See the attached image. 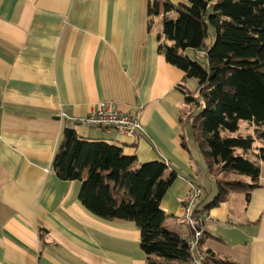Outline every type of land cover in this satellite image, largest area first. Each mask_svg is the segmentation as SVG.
Masks as SVG:
<instances>
[{
    "label": "crops",
    "instance_id": "obj_1",
    "mask_svg": "<svg viewBox=\"0 0 264 264\" xmlns=\"http://www.w3.org/2000/svg\"><path fill=\"white\" fill-rule=\"evenodd\" d=\"M152 1L0 0V264H149L136 222L95 215L79 199L82 182L54 169L67 128L121 145L138 166L162 160L166 175L175 170L161 206L164 227L184 239L192 234L184 201L201 186L199 207L210 214L204 247L264 264V162L259 186L226 187L215 203L225 181L251 178L201 152L184 93L192 86L159 51L162 41L172 44L163 21L175 11L154 17ZM101 102L139 115L138 135L80 122ZM257 128L244 121L230 135H252L256 151Z\"/></svg>",
    "mask_w": 264,
    "mask_h": 264
},
{
    "label": "trees",
    "instance_id": "obj_2",
    "mask_svg": "<svg viewBox=\"0 0 264 264\" xmlns=\"http://www.w3.org/2000/svg\"><path fill=\"white\" fill-rule=\"evenodd\" d=\"M161 8L166 14L174 10L176 16L164 18L163 33L172 44L162 41L159 51L186 79L197 80V88L184 87V93L201 152L223 170L251 178L250 183L225 181L215 203L226 187L250 191L259 186L264 162V0H154L149 14L158 15ZM211 26L216 37L208 43ZM242 121L258 126L262 146L256 151L252 135H230ZM53 166L62 179L82 182L79 199L89 211L108 220L136 222L149 264H193L186 239L164 227L161 203L177 178L175 170L166 175L164 161L138 166L136 156L126 155L121 145L67 128ZM204 249L206 264H240Z\"/></svg>",
    "mask_w": 264,
    "mask_h": 264
},
{
    "label": "built area",
    "instance_id": "obj_3",
    "mask_svg": "<svg viewBox=\"0 0 264 264\" xmlns=\"http://www.w3.org/2000/svg\"><path fill=\"white\" fill-rule=\"evenodd\" d=\"M85 125L100 126L102 128L116 127L121 133L136 137L137 131L142 129L139 115L130 112H121L108 102H101L93 108L90 114L80 119ZM202 189L194 185L189 191L183 207V216L192 234L186 239L193 264H206L207 255L201 245L204 230L210 221L208 209L200 208Z\"/></svg>",
    "mask_w": 264,
    "mask_h": 264
},
{
    "label": "rangeland",
    "instance_id": "obj_4",
    "mask_svg": "<svg viewBox=\"0 0 264 264\" xmlns=\"http://www.w3.org/2000/svg\"><path fill=\"white\" fill-rule=\"evenodd\" d=\"M156 16H157V14L154 15V17H156ZM175 16H176V13L173 17H175ZM215 37H216V29L213 26H211L209 29V37L207 38V42L210 43V42L214 41ZM188 83H189V85L192 86L191 89L195 90V89H193V87H195L197 85V80L192 78V79H189ZM243 122L244 121H242L241 123H243ZM228 174H230V173H228ZM232 177H236V176L233 175Z\"/></svg>",
    "mask_w": 264,
    "mask_h": 264
}]
</instances>
